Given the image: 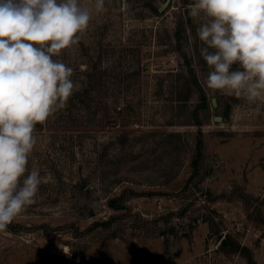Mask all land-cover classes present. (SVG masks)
Masks as SVG:
<instances>
[{
	"label": "rangeland",
	"instance_id": "1",
	"mask_svg": "<svg viewBox=\"0 0 264 264\" xmlns=\"http://www.w3.org/2000/svg\"><path fill=\"white\" fill-rule=\"evenodd\" d=\"M79 3L54 59L82 88L36 125L42 183L0 264H264V101L207 88L194 0Z\"/></svg>",
	"mask_w": 264,
	"mask_h": 264
},
{
	"label": "clouds",
	"instance_id": "2",
	"mask_svg": "<svg viewBox=\"0 0 264 264\" xmlns=\"http://www.w3.org/2000/svg\"><path fill=\"white\" fill-rule=\"evenodd\" d=\"M188 14L198 22L207 88L264 101V0H194ZM90 19L79 0H0V233L36 202L42 178L28 167L36 125L82 88L54 57L78 44Z\"/></svg>",
	"mask_w": 264,
	"mask_h": 264
},
{
	"label": "trees",
	"instance_id": "3",
	"mask_svg": "<svg viewBox=\"0 0 264 264\" xmlns=\"http://www.w3.org/2000/svg\"><path fill=\"white\" fill-rule=\"evenodd\" d=\"M180 33V30H178V34ZM194 77L196 78V76L194 75ZM202 99H203V101H204V103L205 104H207V95H206V93H205V91L202 89ZM194 162H195V164H194V166H196V168H197V166H198V159H195L194 160Z\"/></svg>",
	"mask_w": 264,
	"mask_h": 264
},
{
	"label": "water",
	"instance_id": "4",
	"mask_svg": "<svg viewBox=\"0 0 264 264\" xmlns=\"http://www.w3.org/2000/svg\"><path fill=\"white\" fill-rule=\"evenodd\" d=\"M215 100V99H214ZM227 240L226 239H223V242H226Z\"/></svg>",
	"mask_w": 264,
	"mask_h": 264
}]
</instances>
